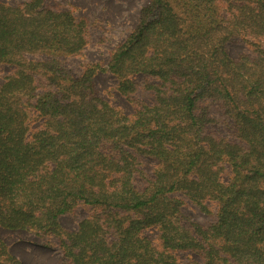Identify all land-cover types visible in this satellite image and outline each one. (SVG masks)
Instances as JSON below:
<instances>
[{
	"label": "trees",
	"instance_id": "trees-1",
	"mask_svg": "<svg viewBox=\"0 0 264 264\" xmlns=\"http://www.w3.org/2000/svg\"><path fill=\"white\" fill-rule=\"evenodd\" d=\"M87 32L45 0H0V70L12 67L0 84V226L56 238L65 264H186L179 252L198 255L187 264H264V0H149L107 66L76 74L61 57L79 55ZM233 39L251 51L232 56ZM100 71L131 113L99 94ZM177 193L205 212L214 203L213 221L189 218ZM79 206L90 214L63 228ZM0 264H23L1 238Z\"/></svg>",
	"mask_w": 264,
	"mask_h": 264
},
{
	"label": "rangeland",
	"instance_id": "rangeland-1",
	"mask_svg": "<svg viewBox=\"0 0 264 264\" xmlns=\"http://www.w3.org/2000/svg\"><path fill=\"white\" fill-rule=\"evenodd\" d=\"M8 4H17L25 0H2ZM149 0H45L46 5L60 9L71 10L78 18H84L88 23L87 44L83 51L76 56H62L64 66L76 74H80L83 66L90 62H100L107 66L111 49L122 41L129 31L136 25L139 11ZM229 53L236 57L240 53L250 52V47L241 39H233L228 44ZM33 59L44 58L43 55L30 56ZM12 72V67L3 65L0 70V84L5 76ZM136 80L143 82V76ZM95 85L99 94L112 105L126 113L133 111L132 104L116 89L117 80L109 71H100L95 75ZM136 96L141 100H150L151 94L139 89ZM215 116L218 112L212 108ZM31 116H34L33 114ZM33 127V125H32ZM222 136L232 139L228 125L215 123L212 126ZM155 161L144 160V167L152 172ZM185 200L184 212L195 221L207 224L213 221L216 205L209 203L210 212L200 209L184 194L177 193ZM90 214L88 207L79 206L75 211L63 215L59 221L63 228L71 230L78 227L79 222ZM157 231L146 230L148 235L157 243ZM0 238L7 244L9 251L17 256L23 264H65L64 256L56 238L41 235L30 229H8L0 226ZM178 258L182 263L199 260L196 253L179 252Z\"/></svg>",
	"mask_w": 264,
	"mask_h": 264
}]
</instances>
